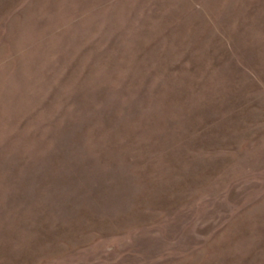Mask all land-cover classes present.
<instances>
[{
    "label": "rangeland",
    "instance_id": "374dc122",
    "mask_svg": "<svg viewBox=\"0 0 264 264\" xmlns=\"http://www.w3.org/2000/svg\"><path fill=\"white\" fill-rule=\"evenodd\" d=\"M0 264H264V0H0Z\"/></svg>",
    "mask_w": 264,
    "mask_h": 264
}]
</instances>
